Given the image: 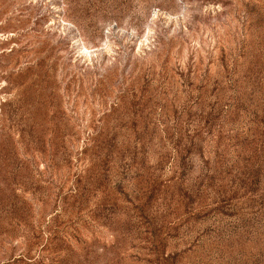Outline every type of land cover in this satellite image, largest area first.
Segmentation results:
<instances>
[{"label": "rangeland", "instance_id": "obj_1", "mask_svg": "<svg viewBox=\"0 0 264 264\" xmlns=\"http://www.w3.org/2000/svg\"><path fill=\"white\" fill-rule=\"evenodd\" d=\"M0 264H264V0H0Z\"/></svg>", "mask_w": 264, "mask_h": 264}]
</instances>
